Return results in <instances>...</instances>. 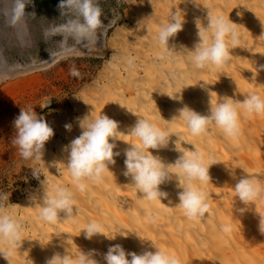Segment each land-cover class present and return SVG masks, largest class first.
<instances>
[{
    "label": "bare ground",
    "instance_id": "bare-ground-1",
    "mask_svg": "<svg viewBox=\"0 0 264 264\" xmlns=\"http://www.w3.org/2000/svg\"><path fill=\"white\" fill-rule=\"evenodd\" d=\"M208 10L234 23L238 42L233 45L229 39L230 58L225 65L200 70L191 62L189 49L199 40L195 21L207 26ZM175 12L184 19L183 30L170 39L169 46L162 47L159 29ZM125 18L129 23L118 24L102 45L92 46L94 39L90 46L79 43L68 53L103 58V66L72 98L71 108L49 113L57 138L48 143L40 160L44 187L28 182L26 194L4 208L20 225V246L12 249L11 264H47L54 254L64 255L66 250L73 257L94 250L92 258L106 264L104 254L109 246L119 244L126 252L141 254L155 251L152 243L176 256L181 264H264V234L260 231V217L264 216V114L240 109V133L229 138L214 123L204 134L193 136L178 111L187 105L209 115L210 92L214 104L227 99L243 101L250 93L264 99V0H134ZM102 113L118 122L123 132L120 139L128 143L139 144L137 138L125 135L138 116L169 133L167 148L149 151L170 172L177 170L167 164L175 163L181 155L175 150L177 140L182 151L197 150L210 168L211 180L194 183L206 193L210 214L196 219L185 216L176 206L182 189L175 176L160 186L168 193L167 199H144L124 175V152L130 144L119 140L115 141L114 151L120 153L115 165L109 166L101 181H85L86 190L80 192L67 168L64 149L81 134L78 118L90 115L92 119ZM65 124H71L72 130H66ZM244 171L261 187V194L248 206L238 200L234 190L237 181L247 175ZM179 175L187 183L183 174ZM56 186L73 192L79 214L75 215L74 208L73 219H65L61 213L52 224L41 219L40 209L44 189L52 191ZM90 222L101 225L109 237L117 235L116 239L104 235L86 239L83 230ZM222 226L231 230L224 232ZM0 264L8 261L0 256Z\"/></svg>",
    "mask_w": 264,
    "mask_h": 264
},
{
    "label": "clouds",
    "instance_id": "clouds-1",
    "mask_svg": "<svg viewBox=\"0 0 264 264\" xmlns=\"http://www.w3.org/2000/svg\"><path fill=\"white\" fill-rule=\"evenodd\" d=\"M25 8L26 0H14L11 25L15 26L23 19ZM59 9L61 16L69 13L74 18L68 19L65 24L53 30V34L56 32L66 33L85 47L94 41L97 30L103 24L101 8L95 0H60ZM207 19V26L204 24L201 26L199 19L195 21L199 40L194 45V49H189L191 62L196 69L200 70L211 65L216 67L225 65L230 58L229 39L233 45L238 42V34L234 30L232 21L225 20L221 16H213L210 10H208ZM183 24L184 19L182 20L179 13L175 12L170 22L162 25L159 29V45L169 46L170 39L183 30ZM128 63L129 66H132L133 61L130 59ZM209 96V115L199 114L187 105L178 110L179 117L186 121L193 136L204 134L208 125L214 123L226 137L235 138L240 133V109H243L247 114H264V99L257 94L245 95L243 101L238 100L236 103H233L232 99H227L217 104L213 103L211 92ZM49 103L50 101L41 104L40 107L47 108ZM89 117L90 115H86L83 118H78L81 134L64 149L67 153V168L75 181V187L80 192L86 190L85 181H101L104 174L110 170L109 166L115 165V157L120 155L119 152L114 151L117 146L115 141L126 142L120 139L123 132L119 130L117 121L103 113L92 119ZM175 118L173 117L172 120ZM13 124L15 134L12 143L17 146L20 156L25 160L40 161L43 159L45 145L55 134L47 120L32 109L21 108L20 114L15 118ZM64 127L68 131L72 130L71 124H65ZM125 135L137 138L139 144L126 142L130 144V147L124 152V175L130 177L131 184L139 190L144 199L148 201L167 199L168 193L162 191L160 186L175 176L177 187L182 189L178 192L179 203L176 206L183 209L185 216L189 219H196L210 214L206 193L199 190L194 183L195 181L207 183L211 180L210 168L204 165L197 150L191 151V153L182 151L178 147L179 140H177L175 150L181 155L175 163L167 164L174 165L177 170L170 172L159 157L149 151L150 149L167 148L171 137L169 133L160 130L148 119L138 116L135 125ZM59 171L60 169L57 168L58 173ZM179 173L183 174L187 183L183 182ZM33 176L37 179L40 178L36 169H33ZM41 184L44 187L42 181ZM234 190L238 200L246 206L261 194L260 185L248 174L237 181ZM7 199V195L0 197V200L3 201ZM41 205V219L52 224L61 218V213H64L65 219H73L74 208L75 215L79 214V209L74 204L73 192L63 186H56L52 191L45 188ZM240 211L243 212L244 209ZM222 230L229 232L231 229L229 226H222ZM260 231L264 234V216L260 217ZM83 233L86 239H92L96 235H104L108 239H116L117 236L105 235L101 225L96 222H90ZM138 237L143 240L140 236ZM20 241V225L4 211V205L0 203V245H7V248L0 246V256L7 260L8 264H11L12 249L19 247ZM152 247L155 248V251H144L137 254L136 252H126L119 244L112 245L104 254V260L106 264H181L176 256L168 254L153 243ZM93 255L94 250L88 253L81 252L78 256L73 257L66 250L64 255L54 254L47 260V264H98L92 258ZM129 256L131 259L128 258Z\"/></svg>",
    "mask_w": 264,
    "mask_h": 264
},
{
    "label": "rangeland",
    "instance_id": "rangeland-1",
    "mask_svg": "<svg viewBox=\"0 0 264 264\" xmlns=\"http://www.w3.org/2000/svg\"><path fill=\"white\" fill-rule=\"evenodd\" d=\"M132 1L95 0L103 24L92 46L106 42L118 24L129 23L126 9ZM59 4L60 0L53 4L26 0L25 15L13 26L10 19L14 0H0V197H8L0 200L4 208L15 205L26 194L28 182L40 185L44 178L40 161L23 159L12 143L13 122L21 108L36 111L49 123L51 109L71 108L72 98L95 79L103 66V58L68 54L79 43L66 33L53 34L74 18L69 13L61 16ZM48 101L49 106L42 109L40 105ZM55 138L56 134L45 150ZM33 169L39 179L33 176Z\"/></svg>",
    "mask_w": 264,
    "mask_h": 264
},
{
    "label": "trees",
    "instance_id": "trees-1",
    "mask_svg": "<svg viewBox=\"0 0 264 264\" xmlns=\"http://www.w3.org/2000/svg\"><path fill=\"white\" fill-rule=\"evenodd\" d=\"M47 4H53V3H58V0H43ZM35 3H38L39 0H34Z\"/></svg>",
    "mask_w": 264,
    "mask_h": 264
}]
</instances>
